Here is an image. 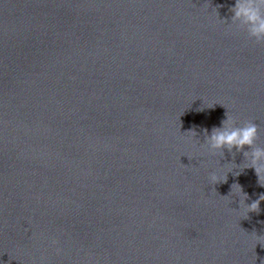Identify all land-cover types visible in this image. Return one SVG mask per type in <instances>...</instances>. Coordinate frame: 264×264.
Wrapping results in <instances>:
<instances>
[{
    "label": "clouds",
    "instance_id": "9594fccd",
    "mask_svg": "<svg viewBox=\"0 0 264 264\" xmlns=\"http://www.w3.org/2000/svg\"><path fill=\"white\" fill-rule=\"evenodd\" d=\"M230 12L233 13L231 24L246 29L248 36L257 43H264V0H235V6L230 8ZM193 133L196 134L194 131ZM258 139L259 126L256 123L245 121L241 125L237 118L227 115L221 126L213 127L210 134L205 130L204 144L212 153H220L222 157L225 149L229 153L234 148L236 152H243L245 159L250 161L245 168L254 169L259 184L264 186V148L257 146ZM245 147L250 151H244ZM210 180L214 184L220 183L214 173ZM260 201H264V195L248 205V212H259ZM56 243L57 241H52V244ZM59 251L57 249L58 253Z\"/></svg>",
    "mask_w": 264,
    "mask_h": 264
}]
</instances>
